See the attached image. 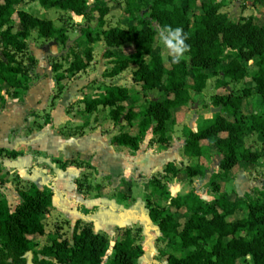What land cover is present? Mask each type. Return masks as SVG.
Listing matches in <instances>:
<instances>
[{
  "label": "trees",
  "instance_id": "trees-1",
  "mask_svg": "<svg viewBox=\"0 0 264 264\" xmlns=\"http://www.w3.org/2000/svg\"><path fill=\"white\" fill-rule=\"evenodd\" d=\"M31 1H37L45 9L71 11L83 16L85 23L78 24L79 35L70 41L65 25L57 27L53 20L20 8L23 0H0V105L6 104L4 91L24 102L34 84L33 71L38 61L27 42L32 30L65 48L80 40L86 43L83 53L70 49L60 56L67 60L71 57L65 68L58 61L59 56H52L57 95L68 79L87 68L93 59V45L104 40L108 46L104 56L113 58L112 67L104 76L113 77L134 65L132 78L140 84L141 91L132 93L125 86L106 85L98 96L85 101V110L93 112L108 106L116 127L124 122L135 125L136 134L120 131L112 139L113 144L132 151L140 148L149 132L160 142H166L167 123L173 118V110L187 105L194 94L201 93L210 77H216L218 88L251 77L252 86L239 93L228 89L216 93L213 105L220 107V111L203 119L196 131L184 130L188 156L200 159L211 146L220 155L218 165L222 173L215 172L210 179L209 192L214 199H203L195 188L172 196L162 181L152 176L146 179L151 187L146 193V206L150 220L159 227V240L169 244L165 264H239L248 261V256L250 264H264V191L246 192L239 199L217 180L241 162L259 161L262 152L246 146L245 137L258 134L264 151V22H256L253 15L232 20L221 11L225 0H124L123 13L132 24L127 28L105 29L112 0ZM253 4L264 8V0H253ZM196 9L200 12H193ZM165 25L179 27L186 37L188 50L178 63H172L169 56L166 59L157 50L156 36ZM126 46L131 51H113ZM249 62L256 66L251 75ZM155 90L160 94L151 96L150 92ZM253 92L261 96L263 108L247 115L244 101ZM141 97L146 100L141 102ZM129 100L131 105L127 107L125 103ZM22 154L0 147V159ZM73 163L76 161L61 162V166ZM2 170L0 163V174ZM166 170L177 172L172 163L166 165ZM207 171L206 163L199 160L187 166L185 172L194 177L204 176ZM53 194L50 189L31 183L27 189L18 190L20 202L14 208L6 197L0 196V264H27L25 255L29 251L33 253L34 264H138L144 253L139 243L140 228L124 230L113 245L108 263H104L103 256L109 238L95 232L91 225L76 227L71 240L54 239L36 250L35 239L45 232L44 218ZM155 196L167 204L160 203ZM239 210H245V215L239 216Z\"/></svg>",
  "mask_w": 264,
  "mask_h": 264
},
{
  "label": "crops",
  "instance_id": "crops-1",
  "mask_svg": "<svg viewBox=\"0 0 264 264\" xmlns=\"http://www.w3.org/2000/svg\"><path fill=\"white\" fill-rule=\"evenodd\" d=\"M110 6V13L105 18V29L114 26L127 28L132 24L123 13L124 1L117 4L115 0H112ZM19 7L25 9L21 5ZM117 7L122 8V16L115 20L122 24L109 22ZM43 11L46 12L47 9L44 8ZM64 12L73 14L79 18L77 19L79 24H84L81 23L83 16L71 11ZM193 12L199 13L200 10L196 9ZM17 29L18 24L15 26V30ZM67 33L70 41H73L75 37L72 38L69 31ZM158 37L159 33L156 36V44ZM30 45L28 42V46ZM48 45L51 50L48 55L49 60L52 56L61 55L60 53L63 51L61 43L53 39ZM93 47V59L87 68L68 79L62 92L56 98L53 97L58 90V85L54 79V73L51 71L48 75L47 70L31 86L24 97V102H19L18 99L10 100L2 92L5 95L6 104L0 105V147L22 151L23 154L16 158L2 157L0 159L3 166L0 178H3L5 173L7 175L16 173L22 183H34L39 188H47L53 191L52 205L45 215L52 227L49 226L46 229L45 226L43 234L45 235L48 230L53 229V236L46 244H50L54 239L71 240L75 228L80 229L84 225H91L95 232L107 237L110 233L120 234L117 239L119 240L125 229H141V227L150 226L145 225V223H149L155 226L157 240H159V227L150 220L146 206V193L150 187L146 179L152 176L158 177L159 173H165L174 177L175 180H195V178L203 177L188 176L185 171L180 170L179 163L181 160V164L186 168L196 164L199 160L204 162L206 154L200 159L186 154L184 130L191 128L196 131L202 119L213 116L215 113L212 111L213 106L211 112L195 113L193 108H197V98L193 97L187 105L174 109L173 118L167 123L168 140L164 143L160 142L156 135L149 132L137 151L113 144V137L120 131L136 134V126L124 122L122 126L116 127L109 114L110 107L101 106L96 111L87 112L85 101H91L98 96L106 85L125 86L131 91L133 90L132 93L141 91V86L133 81V71L136 68L134 65L113 77L104 76V72L112 67L113 58L104 56L105 50L108 49L104 40L98 41ZM29 50L35 56L31 46ZM113 51L127 53L131 51V47L114 48ZM46 55L41 56L39 51V57L35 56L38 62L33 71V77L41 73L43 67L46 66ZM70 60L71 57L67 60L68 63ZM45 82L52 86V90L48 98H38L36 96L38 94L34 91ZM215 87L217 86L215 85ZM227 89L233 90L230 84ZM216 93L220 92L217 91ZM253 93L257 95L256 92ZM150 94L151 96L157 95L156 90L151 91ZM140 101L143 102V98ZM125 105L130 106L131 100L127 101ZM210 113L212 115H209ZM72 127L73 131L71 130ZM76 127H79L77 131ZM210 148L216 150L215 147L211 146ZM71 160H75L76 163L68 164L65 167L61 166V162ZM169 163L173 164L177 170L176 173L166 170L164 165ZM254 165L255 163L241 162L228 175H222L217 180L223 184L226 191L235 193L239 199H242L244 192L241 193L236 189L227 190L226 184L229 180L233 183L236 182V175L240 176L239 171L236 172L237 168H243L242 170L246 171V166L250 168ZM215 172L222 173V170L213 171L211 177ZM84 174H86V181L81 180ZM210 179L209 185L206 187L208 189H203V193H208L212 199H205L200 195L207 201L214 199L209 192ZM14 186L12 181L5 178L0 180V196L6 197L10 201L8 193ZM115 187L117 188L115 189ZM192 188L183 193H176L174 189L168 190L173 192L172 196H177L187 193ZM142 190L144 199L141 197ZM196 191L200 194L198 189ZM14 202L16 205L20 202L18 190L14 191ZM240 211L242 210L237 212L238 215ZM245 213L244 210V214L239 216L242 217ZM38 237L40 236L36 238ZM115 241L112 244V250ZM142 247L145 251L144 245ZM166 261L167 254L164 264Z\"/></svg>",
  "mask_w": 264,
  "mask_h": 264
},
{
  "label": "rangeland",
  "instance_id": "rangeland-1",
  "mask_svg": "<svg viewBox=\"0 0 264 264\" xmlns=\"http://www.w3.org/2000/svg\"><path fill=\"white\" fill-rule=\"evenodd\" d=\"M123 1L124 0H115L117 4H121L123 3ZM21 6L25 7L26 10L31 11L35 15L46 17L48 19H52L54 21V24L57 27H61L62 25H65L68 28V31L70 32V34L72 35L71 36L72 38L78 37L79 32L77 28H78L79 22L77 19L79 18H77L76 16H73V14H69L57 8H49L47 9L46 12H44L43 11L44 8L37 1L23 0V2L21 3ZM124 6H125V2H124ZM221 11L226 12L232 20H238L240 18L250 17L253 15L255 17L256 22L258 23L264 22V8L261 4L254 5L253 0H225V6L221 9ZM121 16H122V8L119 9L117 7L115 8L113 14L111 15L109 22L122 24L119 21L117 22V20H115L118 18L120 19ZM84 21L85 19L82 18L81 23H85ZM51 40L53 39H46V38L39 37L36 31H33L30 37L28 38V42H30L31 44L30 46L32 47L34 51L35 56H38V57H39V51L41 53V56L51 52L49 45H48V43ZM157 44H158L159 52H161L164 55V58L167 59L168 53L163 48L162 44L160 43V37L157 38ZM85 47H86V43L83 40H80L78 42H73L71 43V46L67 48H65L64 45L62 44L61 49L63 51L60 54L61 55L66 54L70 49L72 51H78V52L83 53ZM60 56L57 57L58 61L62 62V64L67 67L68 61L67 60L64 61V59H62ZM53 62L54 60L51 57L49 60V66H47V63H46V66L43 67L41 73L37 74V76L34 77V82L38 80L40 75H44L47 69H50V72L52 71L51 64ZM248 67H249V73L251 75L255 71L256 66L253 64V62H249ZM84 76H86V74H84ZM252 84L253 83L251 81V77H248L247 79L239 81V82H230V86L232 87L233 91L236 93L241 92L243 88L247 86H251ZM215 85H216V77L212 76L208 80L206 88L201 93L194 94V97L197 98V108L196 107L193 108V111L195 113L196 112L204 113L205 111H208V110H210L211 112L212 106H213V109L218 108L213 105V96L215 95L217 91H219L220 93L222 92L225 93L227 91V88H218V87H215ZM51 90H52V86H50L48 82H45V83H42V85L38 86L36 90L34 91V93L38 94L36 95L38 96V98H46V97L48 98ZM57 91L54 97L58 96ZM131 92H133V90ZM4 93L6 94L5 91ZM156 93L157 95L160 94L159 91H156ZM9 99L13 100L12 97H9ZM143 100H146V99L143 98ZM262 108H263L262 98L261 96H259L258 93L257 95L253 93L248 98H246L244 101V112L247 115H250L254 111L261 112ZM209 115H212V113H210ZM202 121L200 122V124H202ZM77 129H79V127H76V131ZM71 130L73 131V127ZM243 143L246 146H251L257 150H260L261 152L263 151L261 138L259 137L258 134H251L245 137L243 140ZM204 158L205 159L203 161L204 163L207 164L208 171L203 177L195 178V180L193 179L191 180L190 179L189 180L176 179L175 180L174 177H170L165 173H159L158 177H160L159 179L162 181L163 185L167 189H174V192L176 193H183L186 190H189L191 187H193V188L198 189L200 192V195L204 197L205 199H212L208 193L207 194L203 193V189H206V190L208 189L206 187L209 185V179L211 177V173L213 171L220 170L218 166L219 161H220V155L218 154L216 150H211V148H209L206 151V157ZM181 163L182 162L180 160V163H179L180 170L186 171V168ZM164 166L166 167V165ZM245 168H246V171H243L242 170L243 168H237L236 172L239 171L240 176L236 175L237 178H236V182L234 183L230 180L227 182L228 183L226 184L227 190L236 189V190H239L241 193L253 191L256 194H260L262 191H264V152L260 160L257 163H255L254 166L250 168L246 166ZM83 176L84 177H82L81 180L86 181V174H84ZM2 177L3 178H0V180H3L5 178L6 180L12 181V183L15 185L14 187H12V189L8 193L11 199L9 203L13 208L16 205V203L14 202V191L27 189L30 184L22 183V181L19 180V176L16 173H13L12 175L11 174L7 175V173H5ZM116 188L117 187H115V189ZM149 190L151 191V187H149ZM172 193L173 192H171V194ZM115 194L117 195L118 192ZM143 195L144 193L142 190L141 192L142 199H144ZM155 199L162 204L166 203V201L159 196H155ZM140 208L143 209L141 206ZM243 214H244V210L239 212V215H243ZM181 221H183V219H181ZM145 225H150V226L141 227L139 242L142 245H144L145 251L143 255L139 258L138 264H164L165 256L167 254V248L169 244L157 240V232L153 224L145 223ZM45 226H46V229H48L50 226L47 217H45ZM50 227H52V225ZM52 231L53 229L52 230L50 229V231L48 230V232H46L45 235L36 238V248H35L36 250H39L47 243V241L51 240L53 236ZM119 236L120 234L110 233L108 237L109 245L103 256L104 263L108 262V260L111 258V253L113 251L112 244L115 240L118 239ZM32 262H33V253H32ZM239 264H250V258H248V261L246 260L245 262H240Z\"/></svg>",
  "mask_w": 264,
  "mask_h": 264
},
{
  "label": "clouds",
  "instance_id": "clouds-1",
  "mask_svg": "<svg viewBox=\"0 0 264 264\" xmlns=\"http://www.w3.org/2000/svg\"><path fill=\"white\" fill-rule=\"evenodd\" d=\"M159 37L160 43L167 51L171 62L178 63L183 54L188 50V45L184 42L186 37L182 35L181 29L165 25L161 28Z\"/></svg>",
  "mask_w": 264,
  "mask_h": 264
},
{
  "label": "water",
  "instance_id": "water-1",
  "mask_svg": "<svg viewBox=\"0 0 264 264\" xmlns=\"http://www.w3.org/2000/svg\"><path fill=\"white\" fill-rule=\"evenodd\" d=\"M69 42H68V44H69ZM49 54L50 53H47V55H46L47 66H49V57H48ZM47 74L50 75V69H47ZM212 111L213 112H218V111H220V107H218L216 109H212ZM25 257L27 258V264H33V262H32V252L31 251L27 252Z\"/></svg>",
  "mask_w": 264,
  "mask_h": 264
}]
</instances>
